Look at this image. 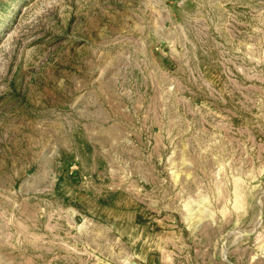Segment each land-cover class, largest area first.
Returning <instances> with one entry per match:
<instances>
[{
	"label": "rangeland",
	"instance_id": "obj_1",
	"mask_svg": "<svg viewBox=\"0 0 264 264\" xmlns=\"http://www.w3.org/2000/svg\"><path fill=\"white\" fill-rule=\"evenodd\" d=\"M0 264H264V0H0Z\"/></svg>",
	"mask_w": 264,
	"mask_h": 264
}]
</instances>
